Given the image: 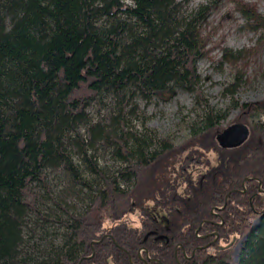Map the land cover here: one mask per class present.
Here are the masks:
<instances>
[{
    "label": "trees",
    "instance_id": "16d2710c",
    "mask_svg": "<svg viewBox=\"0 0 264 264\" xmlns=\"http://www.w3.org/2000/svg\"><path fill=\"white\" fill-rule=\"evenodd\" d=\"M211 12L179 0H0V264H130L144 246L177 264L179 244L181 264H264V124H250L237 149L217 140L226 117L197 69ZM179 91L204 105L191 141L213 142L215 159L196 176L188 162L165 163L174 141L139 106ZM240 108L264 116V102ZM247 178L256 181L244 189ZM135 212L148 220L136 231L124 222ZM109 222L121 224L115 243L94 246ZM196 231L217 233L215 250L193 256L215 239ZM244 238L238 263L220 249Z\"/></svg>",
    "mask_w": 264,
    "mask_h": 264
},
{
    "label": "rangeland",
    "instance_id": "374dc122",
    "mask_svg": "<svg viewBox=\"0 0 264 264\" xmlns=\"http://www.w3.org/2000/svg\"><path fill=\"white\" fill-rule=\"evenodd\" d=\"M179 2L186 12L196 10L202 5L212 6L210 16L200 28L204 57L198 63L197 69L202 79L204 98L212 109L226 117L220 124L219 135L235 124L249 127L256 122L264 124V116L258 119L243 117L240 108L243 105L264 102V0H179ZM248 11L255 14L251 20L246 16ZM139 106L148 117V127L174 141L175 151L168 155L165 161L167 165L180 161L175 164L179 170L183 162H188L189 165L184 164L188 165L186 172L190 168L196 176L203 170L207 161L211 160L213 163L215 154L205 150L211 147L213 142H207L205 148L200 149L191 141L190 128L204 115V105H196L194 95L179 91L175 98L168 102L153 101L148 104L140 102ZM214 137L215 135L209 137V140ZM198 156L199 159L196 160ZM202 163L204 164L201 165ZM163 170L166 168H158L160 172ZM169 170H172L171 166ZM151 204L153 203H150V208L153 206ZM143 221L147 223L148 220L143 219L140 212H135L127 216L124 222L128 229L136 231L142 228ZM212 222L214 221L210 223ZM109 223H106L105 228L106 231H111L110 234L105 233L101 241L95 242L94 246L105 240L115 242L113 231L121 229L116 228L121 224ZM198 232L196 231L197 235ZM245 242V238L236 240L230 248L236 263L242 257Z\"/></svg>",
    "mask_w": 264,
    "mask_h": 264
},
{
    "label": "water",
    "instance_id": "95a60500",
    "mask_svg": "<svg viewBox=\"0 0 264 264\" xmlns=\"http://www.w3.org/2000/svg\"><path fill=\"white\" fill-rule=\"evenodd\" d=\"M250 129L248 126L243 125V124H235L230 126L228 129H226L225 131H223L217 138L220 146L224 149H237L241 146H243L250 138ZM256 181V179L254 178H247L243 181L242 187L245 189L246 184L249 182H253ZM261 183L259 182V193L264 194V191H262L261 188ZM246 190H243L242 193H245ZM253 200V199H252ZM252 200L250 203H252ZM227 201H228V197L226 198L225 201V205L223 208H217L214 209L212 211V214H216V212H222L224 211V209L226 208L227 205ZM218 215V214H216ZM223 224V222H222ZM221 224V225H222ZM206 237H203V239H205ZM218 240V234H216V240L215 242ZM236 240L233 241V243L229 246H227L226 248H220L221 250H225V249H230L234 244H235ZM95 244V243H94ZM193 255H195V251L193 252Z\"/></svg>",
    "mask_w": 264,
    "mask_h": 264
},
{
    "label": "flooded vegetation",
    "instance_id": "af4514ba",
    "mask_svg": "<svg viewBox=\"0 0 264 264\" xmlns=\"http://www.w3.org/2000/svg\"><path fill=\"white\" fill-rule=\"evenodd\" d=\"M221 213L222 212H216V214H218V215L215 214L216 220H214V222H212V224L214 226H216V227H222L223 226V224L221 225V223H222ZM164 220H165L164 217H159V223L160 224L163 223ZM162 226H164V225H162ZM110 232H111L110 230L109 231L107 230L106 231V234H108V233L110 234ZM216 234L217 233H212L211 235H199V234L197 235L196 234V237L198 239L202 240V241H206V239H209L210 237L211 238H214L215 237V239H213L210 243L203 245L202 247L201 246L200 247H197L196 249H194V251L196 252L198 250H203V249H207L208 250V249H212V247L216 246L217 243H218V241H219V235H218V240L215 242V240H216ZM203 237H206V238L203 239ZM179 251H181V254H180ZM185 253H186V251L183 248V246L181 244L177 245V247L175 248V255H174L177 264H181V260H180V256L181 255L184 256V259L185 260H189V259H187L189 257L187 255H185ZM179 254H180V256H179ZM192 255H193V252H192ZM193 256H195V255H193ZM129 263L130 264H163V262L160 261V259H158L157 257L153 256L150 253L149 249L147 247H145V246L144 247H141L139 249L138 254H137V257H136V259L134 261H133L132 258H130Z\"/></svg>",
    "mask_w": 264,
    "mask_h": 264
},
{
    "label": "bare ground",
    "instance_id": "6f19581e",
    "mask_svg": "<svg viewBox=\"0 0 264 264\" xmlns=\"http://www.w3.org/2000/svg\"><path fill=\"white\" fill-rule=\"evenodd\" d=\"M214 221V220H213ZM201 230H202V228H201ZM200 231V230H199ZM198 233H200V232H198ZM211 238V237H210ZM202 247V246H201ZM211 247V246H210ZM208 248V247H207ZM196 253V252H195Z\"/></svg>",
    "mask_w": 264,
    "mask_h": 264
}]
</instances>
